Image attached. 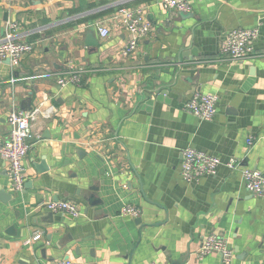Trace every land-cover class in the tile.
Returning a JSON list of instances; mask_svg holds the SVG:
<instances>
[{
	"label": "crops",
	"instance_id": "0c3cea01",
	"mask_svg": "<svg viewBox=\"0 0 264 264\" xmlns=\"http://www.w3.org/2000/svg\"><path fill=\"white\" fill-rule=\"evenodd\" d=\"M187 2L192 17L182 18L161 0H0V39L13 24L34 47L17 66L0 63V140L12 110L39 108L21 190L0 160V188L11 195L0 201V264H222L219 254L196 255L212 233L231 264H264V198L240 173L264 176V0ZM120 9L150 24L129 55ZM255 27L246 59L220 57L228 31ZM72 68L85 70L81 84L59 86ZM196 93L217 97L211 121L185 109ZM186 148L218 157L215 175L185 182ZM61 200L80 215L43 208ZM125 205L139 216H122Z\"/></svg>",
	"mask_w": 264,
	"mask_h": 264
},
{
	"label": "built area",
	"instance_id": "2783aa9c",
	"mask_svg": "<svg viewBox=\"0 0 264 264\" xmlns=\"http://www.w3.org/2000/svg\"><path fill=\"white\" fill-rule=\"evenodd\" d=\"M162 5L175 13H189L190 4L187 0H161ZM119 14L127 23L129 40L123 49V55L131 54L137 46L138 41L150 31V24L145 20L143 13L138 9H120ZM4 35L0 39V63L9 60V64L17 66L21 60L32 53V43L24 42L13 33L16 26L8 24ZM109 34L105 27L99 28V35L102 38ZM259 35L258 27L251 29H233L226 33L219 50V55L227 61L239 62L248 57L252 51L251 45ZM85 73L83 68L69 69L57 77V84L61 87L66 85L79 86ZM13 83V80H11ZM217 97L211 94H193L185 105V109L202 121H211L216 114ZM39 108L31 110H12L6 119L8 125L7 137L0 140V160L7 165V175L11 187L19 191L23 187V163L31 147L29 143L30 121L38 113ZM252 145V140L247 141ZM222 164L218 157L209 155L194 148H186L182 151L180 165V176L185 182L196 181L207 175H215L217 168ZM230 169H236L237 164L230 160L226 164ZM242 182L245 190L251 195L264 198V176L261 172L240 168ZM43 208L51 214H63L76 218L80 215L77 205L71 201H49ZM122 216L138 217L140 211L131 206L125 205L121 208ZM41 234L35 233L30 242L40 240ZM219 254L222 264H231L233 252L228 247L224 238L217 234H209L203 238L196 255L202 259L209 254ZM58 264H69L60 262Z\"/></svg>",
	"mask_w": 264,
	"mask_h": 264
},
{
	"label": "water",
	"instance_id": "95a60500",
	"mask_svg": "<svg viewBox=\"0 0 264 264\" xmlns=\"http://www.w3.org/2000/svg\"><path fill=\"white\" fill-rule=\"evenodd\" d=\"M179 15L182 17V18H186V17H192V15L190 13H184V12H180ZM7 13H4L3 15V21L6 22L7 21ZM6 63H9V60L7 59L6 60ZM22 110H24V108H22ZM48 169L45 167V169H37V172L38 173H43V172H46ZM11 198V195H9L8 193H6L3 189L0 188V201L2 203H6L10 200ZM141 222V219H136V223H139L140 224ZM7 232L9 234H12L14 233V229L12 227H9L7 229ZM67 259V258H66ZM66 259L63 261V262H66Z\"/></svg>",
	"mask_w": 264,
	"mask_h": 264
}]
</instances>
